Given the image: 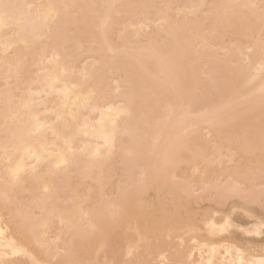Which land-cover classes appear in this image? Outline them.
I'll use <instances>...</instances> for the list:
<instances>
[{
    "label": "bare ground",
    "instance_id": "bare-ground-1",
    "mask_svg": "<svg viewBox=\"0 0 264 264\" xmlns=\"http://www.w3.org/2000/svg\"><path fill=\"white\" fill-rule=\"evenodd\" d=\"M0 4V264H264V0Z\"/></svg>",
    "mask_w": 264,
    "mask_h": 264
},
{
    "label": "snow or ice",
    "instance_id": "snow-or-ice-1",
    "mask_svg": "<svg viewBox=\"0 0 264 264\" xmlns=\"http://www.w3.org/2000/svg\"><path fill=\"white\" fill-rule=\"evenodd\" d=\"M11 7L10 5H7V4H0V8H3L5 11Z\"/></svg>",
    "mask_w": 264,
    "mask_h": 264
}]
</instances>
